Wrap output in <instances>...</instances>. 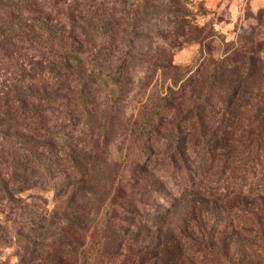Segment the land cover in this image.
Wrapping results in <instances>:
<instances>
[{"label": "trees", "instance_id": "trees-1", "mask_svg": "<svg viewBox=\"0 0 264 264\" xmlns=\"http://www.w3.org/2000/svg\"><path fill=\"white\" fill-rule=\"evenodd\" d=\"M177 1L170 0V12L163 15L164 31L156 22L151 34L152 58L158 60L145 66L146 86L158 71L175 70L178 47L169 33L171 19H187L175 10ZM128 4L0 0V49L39 54L54 73L48 87L15 85L0 96V203L16 208L13 233L17 240H29L30 255L51 258L44 264H97L105 257V231L117 221L120 231L131 235L127 249L116 250L117 264H180L184 258L187 264H230L226 234L207 230L201 221L203 213H221V205H227L255 215L254 255L264 264V198L258 195L264 190V80L258 77L264 63H256L253 54L236 67L223 60L191 94L188 106L182 89L165 97L162 107L120 120L114 110H102L101 79L90 67L96 58L112 70L106 77L115 76L128 88L145 76L133 72L137 65L124 53L126 46L134 53L140 35L120 30L134 17L151 16L152 7L141 14L139 5L132 13ZM180 29L191 30L184 21ZM240 70H245L240 79L221 93V74ZM256 77L260 85L253 82ZM173 107L176 114L170 116ZM59 113L69 117L67 128L59 125ZM121 141L125 163L110 158L112 144ZM134 149L140 157L131 162L126 181L123 166ZM50 190L66 199L63 210L50 217L23 200L33 193L29 199L43 201ZM167 195L172 204L164 210L155 202H167ZM184 205L192 208L184 231L153 246L140 241L135 225H153L162 212L168 216ZM101 242L104 248L98 249ZM92 246L96 254L90 253Z\"/></svg>", "mask_w": 264, "mask_h": 264}, {"label": "rangeland", "instance_id": "rangeland-1", "mask_svg": "<svg viewBox=\"0 0 264 264\" xmlns=\"http://www.w3.org/2000/svg\"><path fill=\"white\" fill-rule=\"evenodd\" d=\"M108 1L110 2V0ZM104 2L106 3V1ZM169 2L170 0H129L128 5L132 13L139 5L141 14L144 8L152 7L151 16L142 14L138 19L134 17L127 22L123 30H120L122 34L125 32L140 35V38L136 40L134 53L128 52V46L124 48V53L127 52L125 55L133 59L134 64L137 65L133 71L137 74L141 73L144 76L145 66L152 59V61L158 60V57L152 58L153 51L156 49V41L153 42L151 34L155 33L156 22L158 25L162 24L163 27L160 29L164 31L166 21L163 15L170 12ZM94 7L97 8V3L94 4ZM174 7L175 10L181 9L183 15L187 16V19L178 21H174V18L171 19L173 22H171L169 33L179 49L175 50V55L172 58V65L175 70L158 71L152 77L149 86H146L145 74L140 83L135 81L136 83L128 88V86L125 87L115 81V76L106 77L112 70H108L106 65L100 66L97 59H93L96 63H93L90 68L94 75L101 79L98 84L100 94L98 100L102 110H114L121 117L120 120L138 119L146 112L162 107L164 98L171 92L182 89L187 95L182 101L187 102L186 105L188 106L191 94L195 91L199 92L200 83L207 77L216 63L224 60L226 65L236 67L241 63H249L248 54L254 55L253 58L256 63H264V0H181ZM109 9L114 10L111 5ZM182 21L188 23L191 30L185 32L184 29H180L182 28ZM131 22L135 25H131ZM173 24H175L178 33H174L176 31ZM204 35L207 36L204 37ZM202 37L204 38L201 39ZM118 57H120L119 54ZM139 67L143 73L137 71ZM244 72L245 70L236 74L222 73L221 93L226 85L240 79ZM53 76L54 73L50 70L48 60L43 56L29 52L17 53L7 48L0 49V96L9 95L10 89L15 85L20 87L35 86V88L48 87L47 84L48 82L51 83ZM258 77L264 80V72ZM261 79L256 77L253 82L256 81V84L260 85ZM173 108V111L170 110L169 112L170 116L176 114V109ZM69 121L70 119L66 114L59 113L60 126L64 124L67 128ZM126 154V146L123 141L112 144L111 160L125 163ZM158 156L159 154H156L154 157L157 158ZM139 157V151L137 149L132 150L130 157H128L130 163L123 166L125 167L123 178L126 181L130 177L131 162ZM166 192L168 194L170 190ZM258 195L264 198V190L259 191ZM29 196H33V193H25L23 200H26L27 204L34 207L39 213L48 217L56 212H61L66 205V199L57 196L54 190L44 193L43 201H32ZM171 196L167 195V202L160 200L155 204L158 207H164L166 210L172 204ZM106 206L107 204L104 205V207ZM221 206V213H203L201 221L207 230L213 228L226 234V245L230 251L228 254L230 264H263L259 263L254 255L255 245H259V241L255 239L253 232L256 226L255 215L245 211L243 207L232 211L227 205ZM190 210L192 208L184 205L170 212L168 216L164 211L160 215L161 218L151 220L157 221V223L135 225L133 230L140 233L141 242L147 246H153L158 240L164 242L165 237L175 236L179 231H184L188 224V215L185 214L189 213ZM15 211L16 208L11 210L0 203V264H33L34 260L37 259L34 264L42 259L43 264L44 262H51V258L46 255L43 258L42 256L37 258L30 255L29 240L27 242L17 240L12 231ZM102 216L103 210L101 209L96 222L98 227L101 225ZM163 219L165 220L163 221ZM114 224L105 231L103 240L105 257L101 260L98 259L97 264H117L119 257H116V250L123 252L129 245L131 235L125 234L126 231H120L117 221ZM155 225L156 227H153ZM103 242L98 249L104 248ZM90 253L96 254L93 252V246ZM180 264H187V260L182 259Z\"/></svg>", "mask_w": 264, "mask_h": 264}]
</instances>
